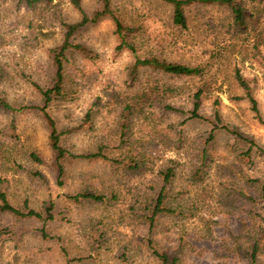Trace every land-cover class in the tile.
I'll use <instances>...</instances> for the list:
<instances>
[{
    "label": "rangeland",
    "instance_id": "rangeland-1",
    "mask_svg": "<svg viewBox=\"0 0 264 264\" xmlns=\"http://www.w3.org/2000/svg\"><path fill=\"white\" fill-rule=\"evenodd\" d=\"M80 1L87 13L102 5ZM112 8L134 27L130 41L138 53L116 50L120 40L109 17L79 29L74 43L84 49L66 53L64 95L46 105L39 88L55 84L52 52L80 12L71 0L33 6L0 0V100L15 108H0V177L12 205L24 209L28 202L43 214H0V264H161L155 251L178 258L177 264H252L256 246V264H264V124L235 78L238 69L249 80L264 118V20L241 30L229 7L193 5L182 29L160 0H112ZM136 57L205 73L176 77L143 68L133 76ZM198 91L207 121L180 125L185 117L161 110L166 102L189 111ZM128 105L145 108L130 116ZM44 106L66 132L62 146L70 152L103 149L110 158L135 156L141 166L68 159L60 179L49 125L38 109ZM171 167L166 204L176 214L158 218L150 235L147 218L164 187L162 173ZM89 192L109 200L70 198Z\"/></svg>",
    "mask_w": 264,
    "mask_h": 264
},
{
    "label": "trees",
    "instance_id": "trees-1",
    "mask_svg": "<svg viewBox=\"0 0 264 264\" xmlns=\"http://www.w3.org/2000/svg\"><path fill=\"white\" fill-rule=\"evenodd\" d=\"M29 6H33L39 3L42 0H26ZM165 4L170 5L173 8V16L172 22L174 26L182 29H186L188 27V18L186 15V7L193 6V5H224L230 8L233 18V24L241 30H247L248 27L251 25L255 27L258 25L262 20H264V0H246L247 3L251 4L254 2L257 6H254L253 9L248 7V4H244V0H160ZM74 7L80 12V21L77 23H66L65 28V37L63 44L58 47L57 49L53 50L52 61L56 68L55 74V84L52 88L49 89H41L39 88V92L41 93L42 97L44 98L46 105L52 101L53 97L62 96L64 95L63 85L65 82V65L64 60L66 53L71 50H78L81 51L84 47L76 45L74 43V36L77 31L81 28L86 27L89 24H96L101 19L105 17H109L113 20L115 25V33L118 35L120 40V44L117 46L116 50L120 53L129 51L131 54L136 55L138 53L137 46L130 41V36L135 33V29L133 26L126 25L124 23L123 18L117 13L116 10L112 8V0H102L101 8L94 12V13H87L85 9L82 7L80 0H71ZM263 7V8H262ZM143 68L153 69L159 72H162L167 75L176 76V77H200L205 73V69L201 67H192L186 66L181 64H174L168 63L158 58H145L140 59L136 57L135 64L131 70L133 76L138 75V71ZM235 78L238 85L245 91V97L249 100L252 106V111L255 113L259 122L264 124V118L260 112L258 107V102L254 98L252 94V88L250 86L249 80L244 78L240 73V70H235ZM173 92L172 90H170ZM169 93V90H167ZM167 92H164L165 94ZM202 91H198L192 97V108L189 111H186L176 107L173 104L162 102L161 103V110L165 113L175 114L178 116L185 117V120L181 122L180 125L192 120H201L207 121V118L201 114V105H202ZM243 99V98H236ZM146 101H143L142 104H145ZM152 105V104H151ZM150 105V106H151ZM0 108L7 112H12L15 110L13 106H11L7 101L0 100ZM144 106L140 108H136L135 106L128 105L127 110L129 111L130 116L135 111H144ZM45 120L47 121L50 129V143L53 152L56 156V162L59 172V178H63L65 175V167L63 162L65 160H83V161H96L102 160L113 165H121L127 167L129 170H136L139 169L140 161L137 160L135 156H126V157H117V158H110L106 153H104L103 149H100L97 153H90V154H76L70 152L68 149L62 146V138L66 135V132L60 131L55 120L52 116L47 112V106L38 108ZM213 118L215 119L216 124L220 125L221 117L218 110L215 111ZM222 129H226L232 135H235L238 139L245 141L247 144L251 146L250 149L255 147L254 141L250 140L248 137L238 133L232 132L227 127L221 126ZM30 158L36 163H42V159L36 154L31 153ZM1 176V175H0ZM162 182L164 183V187L161 189L159 194L157 195L153 208L151 209V214L148 216V227H149V234H153L157 228L158 218L161 216H172L176 214V211L167 206V195L168 186L171 185L175 177V168H167L162 173ZM4 182L0 177V214H10L16 217L21 218H34V219H43V214L31 209L28 206V202H25L24 209L16 208L8 199L7 192L4 190L3 185ZM264 192V187L262 188ZM75 201H91V202H100L104 203L109 200V198L105 195H99L97 193H80L76 196L70 197ZM50 209H47V213L50 217ZM42 235L47 237V233L42 231ZM258 254V246L254 248L252 251L251 259L252 264H256ZM155 255L161 261V264H177L178 258H171L167 254H160L159 252L155 251Z\"/></svg>",
    "mask_w": 264,
    "mask_h": 264
}]
</instances>
